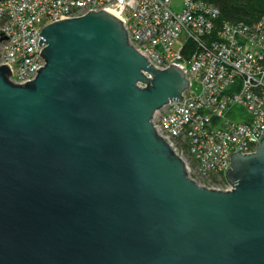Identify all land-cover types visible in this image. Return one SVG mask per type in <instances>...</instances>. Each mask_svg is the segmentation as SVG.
<instances>
[{
    "label": "water",
    "instance_id": "water-1",
    "mask_svg": "<svg viewBox=\"0 0 264 264\" xmlns=\"http://www.w3.org/2000/svg\"><path fill=\"white\" fill-rule=\"evenodd\" d=\"M26 84L0 66V264H264V137L202 187L152 122L189 80L109 11L45 25Z\"/></svg>",
    "mask_w": 264,
    "mask_h": 264
},
{
    "label": "built area",
    "instance_id": "built-area-1",
    "mask_svg": "<svg viewBox=\"0 0 264 264\" xmlns=\"http://www.w3.org/2000/svg\"><path fill=\"white\" fill-rule=\"evenodd\" d=\"M173 2L0 0V66L12 71L11 82L26 84L46 63L40 55L44 47L38 46L45 25L90 11H116L128 42L151 65L179 66L189 80L183 100L155 114L156 132L180 156L176 142L188 143L191 164L184 161L194 182L229 191L225 174L231 155L255 152L264 137V14L251 23L220 24V11L211 2L182 0L181 11ZM190 42L195 49L188 53ZM237 106L243 119L225 120L226 111Z\"/></svg>",
    "mask_w": 264,
    "mask_h": 264
},
{
    "label": "trees",
    "instance_id": "trees-1",
    "mask_svg": "<svg viewBox=\"0 0 264 264\" xmlns=\"http://www.w3.org/2000/svg\"><path fill=\"white\" fill-rule=\"evenodd\" d=\"M215 5L219 11V23L224 21H242L251 23L261 18L264 14V0H206ZM188 53L195 49V45L188 44ZM185 52V56L188 57Z\"/></svg>",
    "mask_w": 264,
    "mask_h": 264
},
{
    "label": "rangeland",
    "instance_id": "rangeland-1",
    "mask_svg": "<svg viewBox=\"0 0 264 264\" xmlns=\"http://www.w3.org/2000/svg\"><path fill=\"white\" fill-rule=\"evenodd\" d=\"M183 2L182 0H174L173 2V9L175 11H181L183 9ZM228 90H230V88H228ZM243 114H244V111L242 110V108L240 109L239 106L237 107H234L228 111H226V114H225V120L226 118L228 119H231L233 121H238V120H241L243 119ZM176 146L178 148V152L179 154H181V156L184 158L185 161H187L188 164H191V156L189 154V147H188V143L184 142L183 140L182 141H178L176 142ZM196 172V171H195ZM194 171L191 172L192 173V177H196V179L199 181L201 179L197 178V174L195 173ZM201 183H204L203 181H200ZM206 184V183H204Z\"/></svg>",
    "mask_w": 264,
    "mask_h": 264
},
{
    "label": "bare ground",
    "instance_id": "bare-ground-1",
    "mask_svg": "<svg viewBox=\"0 0 264 264\" xmlns=\"http://www.w3.org/2000/svg\"><path fill=\"white\" fill-rule=\"evenodd\" d=\"M108 11L119 19L118 13L116 11L110 9Z\"/></svg>",
    "mask_w": 264,
    "mask_h": 264
},
{
    "label": "crops",
    "instance_id": "crops-1",
    "mask_svg": "<svg viewBox=\"0 0 264 264\" xmlns=\"http://www.w3.org/2000/svg\"><path fill=\"white\" fill-rule=\"evenodd\" d=\"M240 109H241V107H240ZM243 117H244V114H243Z\"/></svg>",
    "mask_w": 264,
    "mask_h": 264
}]
</instances>
